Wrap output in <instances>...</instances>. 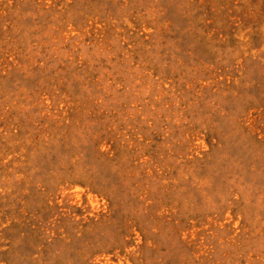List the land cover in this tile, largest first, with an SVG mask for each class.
<instances>
[{"label":"rangeland","instance_id":"374dc122","mask_svg":"<svg viewBox=\"0 0 264 264\" xmlns=\"http://www.w3.org/2000/svg\"><path fill=\"white\" fill-rule=\"evenodd\" d=\"M0 264H264V0H0Z\"/></svg>","mask_w":264,"mask_h":264}]
</instances>
